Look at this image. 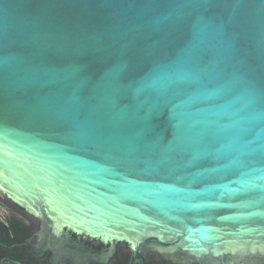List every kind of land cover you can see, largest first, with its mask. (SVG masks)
Returning a JSON list of instances; mask_svg holds the SVG:
<instances>
[{"label":"water","instance_id":"obj_1","mask_svg":"<svg viewBox=\"0 0 264 264\" xmlns=\"http://www.w3.org/2000/svg\"><path fill=\"white\" fill-rule=\"evenodd\" d=\"M0 193L48 237L264 254V0H0Z\"/></svg>","mask_w":264,"mask_h":264},{"label":"flooded vegetation","instance_id":"obj_2","mask_svg":"<svg viewBox=\"0 0 264 264\" xmlns=\"http://www.w3.org/2000/svg\"><path fill=\"white\" fill-rule=\"evenodd\" d=\"M0 264H264V254L195 258L154 250L136 253L126 242L106 244L69 231L48 237L39 219L0 193Z\"/></svg>","mask_w":264,"mask_h":264},{"label":"snow or ice","instance_id":"obj_3","mask_svg":"<svg viewBox=\"0 0 264 264\" xmlns=\"http://www.w3.org/2000/svg\"><path fill=\"white\" fill-rule=\"evenodd\" d=\"M185 78L186 74H184L181 70H169L165 73H157L153 75L146 87L153 90H175L173 89V85H175L177 81Z\"/></svg>","mask_w":264,"mask_h":264}]
</instances>
